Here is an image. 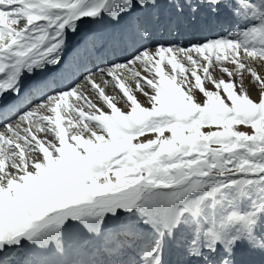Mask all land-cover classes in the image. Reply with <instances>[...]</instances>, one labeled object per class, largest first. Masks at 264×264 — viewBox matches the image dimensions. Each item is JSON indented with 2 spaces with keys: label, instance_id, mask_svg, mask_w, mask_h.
Returning <instances> with one entry per match:
<instances>
[{
  "label": "snow or ice",
  "instance_id": "snow-or-ice-1",
  "mask_svg": "<svg viewBox=\"0 0 264 264\" xmlns=\"http://www.w3.org/2000/svg\"><path fill=\"white\" fill-rule=\"evenodd\" d=\"M221 15L235 30L184 43ZM74 40L124 54L79 71ZM169 243L264 256V0H0V264H166Z\"/></svg>",
  "mask_w": 264,
  "mask_h": 264
},
{
  "label": "bare ground",
  "instance_id": "bare-ground-1",
  "mask_svg": "<svg viewBox=\"0 0 264 264\" xmlns=\"http://www.w3.org/2000/svg\"><path fill=\"white\" fill-rule=\"evenodd\" d=\"M223 19L224 18L222 17V19H219L218 20L219 21L218 25L219 26H223L225 28L227 24L225 25V23H223V21H222ZM225 22H227V20ZM124 23L125 22H122L120 25H115V24L108 23L107 21H105V22H103L101 24H98V25L85 26L84 31L85 32H87V31H93V32H96L101 37L110 38V37H112L114 35L119 34V32L121 31V29L124 26ZM215 26H217V25H215ZM215 26L208 31V33L206 34L205 37L211 38L213 36L219 35L222 32L221 31L219 33L218 30L214 29V28H216ZM189 42H191L190 36L185 33L184 34V43L187 44ZM76 44H77V41H75V40L72 41V43L70 44V47H69L68 51L65 53V60L66 61H69V62H72V63H74L76 65H78L79 71H84V69L94 68L96 66V64L102 63V61L105 58H107V59H114L116 56H120V55H123L124 54V50L122 48H114L113 45L111 44V42H109V43H107L105 45V48L103 49V51L101 53L97 54V53H94L93 52L90 55H88L87 59H84V58L81 57V58H76L74 60L73 59V55H74L73 54V48H74V46H76ZM47 75L50 76V77H52L53 79H59L61 76L64 75V73H62L61 70H60L58 72V74H55L54 73V70H49V72L47 73ZM38 79H39L38 77H33L32 79L25 81V83L28 84V85H30L32 83L37 82ZM139 98H140L141 102L144 101V97L141 96ZM9 102H11V101H6V103H9ZM17 104H18L19 107H23V101L22 100L21 101H18ZM207 130L208 129H203V131H207ZM70 244L72 245L71 250H70L68 256L64 257L63 259H69V260L70 259H73L76 256V254H77V250H78V238H73L72 240H70ZM22 251L23 250H19V254H16V253L13 254L14 260H15L16 264H24V261H25L24 259L26 257H25V255H23ZM174 252H175L173 254L174 257H169L168 251L167 250L164 251V259L166 261V264H176V261L178 259H180V256L178 255V253L176 252V250ZM128 253L130 255L124 257L125 259L129 258L132 255L131 252H126L125 254H128ZM34 255H35L34 256L35 257L34 260H40L41 257H42L40 255H37L36 256L35 253H34ZM42 258L43 259H41V260H46V261L49 262V264H57V261L60 259V258L56 257L55 255H51V254H49L48 256L42 257ZM30 259H32V258H30ZM26 260H28V259L26 258ZM237 260L238 261H242L243 264H264V256H262L259 253H251V252H248L247 249L244 246H241L240 248L237 249Z\"/></svg>",
  "mask_w": 264,
  "mask_h": 264
},
{
  "label": "rangeland",
  "instance_id": "rangeland-1",
  "mask_svg": "<svg viewBox=\"0 0 264 264\" xmlns=\"http://www.w3.org/2000/svg\"><path fill=\"white\" fill-rule=\"evenodd\" d=\"M222 17L224 18L222 21H223V23H225V25H226V27L224 28L223 26H219L218 25V23L216 24L217 26H215L216 28H214V29H216V30H218L219 31V35H225V34H227L230 30H235V27H234V25L230 22V20L228 19V17H226V15H221L219 18H218V20L219 19H222ZM226 18V19H225ZM227 20V22H225ZM232 24V25H231ZM228 27V28H227ZM233 27V28H232ZM218 28V29H217ZM220 28V29H219ZM232 28V29H231ZM225 29V30H224ZM228 30V31H227ZM208 31L209 30H193V31H190V32H187L186 34H188L189 36H190V39H191V42L192 43H195V42H198V41H201V40H203L204 39V37L206 36V34L208 33ZM224 31V32H223ZM224 33V34H223ZM253 98H255V94L253 93ZM236 130H239V131H247V132H249L250 133V129H248V128H246V127H244V126H237V128H236ZM174 249V250H173ZM165 250H167L168 251V255H169V257H174V251H175V247L172 245V244H166V246H165V249H164V251ZM24 251V252H23ZM22 251V253H23V255H25V257L28 259V260H34L35 259V255H34V253H32V252H28L27 250H23ZM172 251V252H171ZM33 254V255H32ZM130 254L128 253V254H125L124 255V257H126V256H129ZM32 256V257H31ZM36 256H37V254H36ZM48 256V255H47ZM42 257H45V256H42ZM41 257V259H43ZM26 258L24 259L25 261H26ZM30 258H32V259H30ZM40 259V260H41Z\"/></svg>",
  "mask_w": 264,
  "mask_h": 264
}]
</instances>
